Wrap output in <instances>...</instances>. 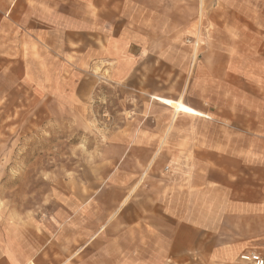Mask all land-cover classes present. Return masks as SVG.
Instances as JSON below:
<instances>
[{
  "label": "rangeland",
  "instance_id": "rangeland-1",
  "mask_svg": "<svg viewBox=\"0 0 264 264\" xmlns=\"http://www.w3.org/2000/svg\"><path fill=\"white\" fill-rule=\"evenodd\" d=\"M259 49L264 53V0H0V264L90 261L91 245L126 233L115 220L92 239L118 207L115 193L99 188L129 174L144 182L163 167L158 155L140 178L155 152L154 119L174 113L151 96L181 98L189 73L208 56L222 64L224 51ZM237 98L227 112L264 119V93ZM239 128L264 133V124ZM127 146L129 157L116 169ZM246 149L264 150V142L249 141ZM246 159L248 168L262 162ZM80 185L89 198L82 205ZM246 186L230 191L240 193L235 203L216 190L221 220L199 223L215 231L214 260L170 253L168 239L167 254L146 261L136 255L142 259L135 264H251L240 257H264V185ZM137 210L129 206L124 216L133 219ZM230 248L240 250L233 259L224 253ZM118 257L129 264L134 255Z\"/></svg>",
  "mask_w": 264,
  "mask_h": 264
},
{
  "label": "crops",
  "instance_id": "crops-1",
  "mask_svg": "<svg viewBox=\"0 0 264 264\" xmlns=\"http://www.w3.org/2000/svg\"><path fill=\"white\" fill-rule=\"evenodd\" d=\"M259 51H247L243 54L224 51L221 55L222 64L215 61L214 56L212 59L208 56L205 64L197 65L189 73V85L183 90L181 98L173 100L151 96L171 108L174 113L166 120L165 113L160 112L157 119H154L158 127L153 137V140H157L155 152L142 168L140 178L147 177L149 167L158 155L159 165L163 167L153 179L149 177L144 182H141L142 179L133 180L129 174L122 180L117 178L116 184L110 181L109 185H101L99 192L110 190L112 194L115 193L118 207L109 219L106 218L92 239L100 235L108 222L114 224L115 220L125 223L121 227H127L126 233L117 235L118 238H113L109 243L91 245L85 254L94 255V258L88 261L84 256L86 261L80 258L75 264H120L118 255L124 253L133 254L129 264H135L142 259L140 256L135 257L136 255H147L143 257V261H146L152 254H167L168 239L170 253H199L206 257L213 256L214 260L215 231L209 227L199 229V223L221 220L220 217H215V191H226L224 200L235 203L236 200L240 202V193L235 196L230 191L245 190L246 185H264V150L246 149L249 141L264 142V133L256 130L245 133L239 128L247 124L253 127L262 125L263 117H251L253 121L249 122L243 117L231 115L230 111L227 112L236 110L234 102L238 100L237 95L244 97V100H247V95H263L264 53L261 49ZM240 80L243 85L239 83ZM192 95H196V98H192ZM242 108L245 110L246 105ZM145 119L142 123L146 122ZM215 123L224 128L221 133L215 134ZM151 135L153 134L150 137ZM128 148L127 146L124 155L114 165L116 169L120 167V159L129 157ZM248 157L262 162H254L248 168ZM110 177L114 179L115 172ZM91 186L93 185H86V190L93 191ZM79 191L80 205L86 204L89 198H83L81 185ZM141 199H146L148 203L138 201ZM151 201L156 204L157 210L154 208V212L150 208ZM145 205H149V210ZM129 206H138L135 212L137 215L133 219L124 216L128 213ZM135 227L141 230L136 231ZM151 232L157 234L158 247L151 243ZM186 239H190V242ZM226 252L229 254L228 258L233 259L240 250L230 248L227 251L225 249L224 253Z\"/></svg>",
  "mask_w": 264,
  "mask_h": 264
},
{
  "label": "built area",
  "instance_id": "built-area-1",
  "mask_svg": "<svg viewBox=\"0 0 264 264\" xmlns=\"http://www.w3.org/2000/svg\"><path fill=\"white\" fill-rule=\"evenodd\" d=\"M241 260L244 262H248L251 264H264V257L259 254H248V255H242Z\"/></svg>",
  "mask_w": 264,
  "mask_h": 264
},
{
  "label": "bare ground",
  "instance_id": "bare-ground-1",
  "mask_svg": "<svg viewBox=\"0 0 264 264\" xmlns=\"http://www.w3.org/2000/svg\"><path fill=\"white\" fill-rule=\"evenodd\" d=\"M179 102H181V101H179ZM177 111H179V108H177Z\"/></svg>",
  "mask_w": 264,
  "mask_h": 264
}]
</instances>
